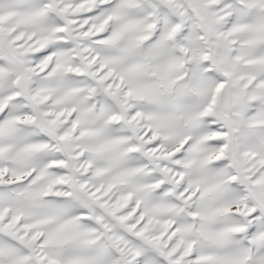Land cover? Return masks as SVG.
I'll return each mask as SVG.
<instances>
[{
	"label": "snow or ice",
	"instance_id": "1",
	"mask_svg": "<svg viewBox=\"0 0 264 264\" xmlns=\"http://www.w3.org/2000/svg\"><path fill=\"white\" fill-rule=\"evenodd\" d=\"M0 264H264V0H0Z\"/></svg>",
	"mask_w": 264,
	"mask_h": 264
}]
</instances>
